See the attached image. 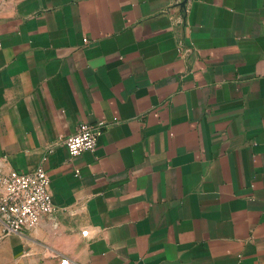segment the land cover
Masks as SVG:
<instances>
[{"label": "crops", "instance_id": "crops-1", "mask_svg": "<svg viewBox=\"0 0 264 264\" xmlns=\"http://www.w3.org/2000/svg\"><path fill=\"white\" fill-rule=\"evenodd\" d=\"M40 163L0 264H264V0H0V170Z\"/></svg>", "mask_w": 264, "mask_h": 264}, {"label": "built area", "instance_id": "built-area-1", "mask_svg": "<svg viewBox=\"0 0 264 264\" xmlns=\"http://www.w3.org/2000/svg\"><path fill=\"white\" fill-rule=\"evenodd\" d=\"M105 127L104 121L81 123L65 140L70 156L93 150ZM57 212L50 192V176L43 163L28 172L0 170V240L9 234H22L43 219L55 221ZM61 264H68V260L63 259Z\"/></svg>", "mask_w": 264, "mask_h": 264}]
</instances>
